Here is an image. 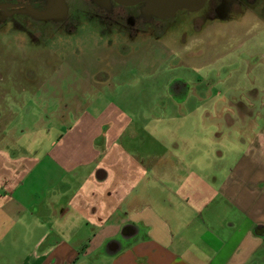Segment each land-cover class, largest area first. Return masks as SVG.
Wrapping results in <instances>:
<instances>
[{
    "label": "rangeland",
    "instance_id": "rangeland-1",
    "mask_svg": "<svg viewBox=\"0 0 264 264\" xmlns=\"http://www.w3.org/2000/svg\"><path fill=\"white\" fill-rule=\"evenodd\" d=\"M258 11L237 9L191 38L202 57L191 50L175 56L169 36L126 32L102 20L93 26L71 16L47 48L11 25L2 29L0 192L28 195L31 210H41L52 201L49 176L64 174L56 161L66 166L78 159L94 160L76 171L79 177L102 169L108 180L91 184L66 173L58 189L109 187L118 163L117 172L129 180L126 191L152 203L155 161L189 178L168 179L156 190L166 205L173 203L167 187H215L248 145L264 137V14ZM176 77L211 78L213 92L177 103L169 94Z\"/></svg>",
    "mask_w": 264,
    "mask_h": 264
},
{
    "label": "crops",
    "instance_id": "crops-1",
    "mask_svg": "<svg viewBox=\"0 0 264 264\" xmlns=\"http://www.w3.org/2000/svg\"><path fill=\"white\" fill-rule=\"evenodd\" d=\"M252 92L259 95L256 89ZM93 161L71 160L65 166L57 160L64 174L49 176L52 201L41 210H31L28 195L16 199L15 190L0 192V264H264L262 134L215 187H167L172 206L156 190L168 179L179 183L189 178L165 172L158 161L152 203L126 191L129 180L117 172L118 163L112 166L115 179L109 187L58 189L66 173L73 181L108 180L102 169L84 178L77 175ZM99 170L105 175L101 181L95 176ZM126 225L135 226L137 235L122 242L118 254L108 255L107 242L119 240Z\"/></svg>",
    "mask_w": 264,
    "mask_h": 264
},
{
    "label": "flooded vegetation",
    "instance_id": "flooded-vegetation-1",
    "mask_svg": "<svg viewBox=\"0 0 264 264\" xmlns=\"http://www.w3.org/2000/svg\"><path fill=\"white\" fill-rule=\"evenodd\" d=\"M253 8H259L258 12L264 14V0H207L199 10L179 11L172 18L159 19L144 13L143 4L124 6L110 2L102 7L92 0H62V4H51L49 0H0V31L8 29V25H11L13 29L28 37L30 43L47 48V43L52 39L49 36L60 34L59 31L64 30L61 26L70 23L73 16L79 20L90 19L89 23L93 26H96V20H102L126 32H152L157 39L169 36L173 41L169 45L176 48L173 52L175 56H182L185 51L191 50L192 57H202L203 51L193 52V46L189 44L191 38L201 36L214 22L227 20L228 16L236 14L237 9ZM166 23H170L168 27ZM84 24L88 23L81 25ZM77 28L78 26L74 27L75 30ZM206 51L204 50V53ZM188 55L186 52L187 57ZM225 71L227 68H220L218 75L224 74ZM97 81L98 78L93 76L91 83L95 85ZM217 83H220V79ZM169 88V92L176 97L186 95L188 98L194 95L205 98L213 92L211 90L214 89V83L211 78H198L190 82L176 77Z\"/></svg>",
    "mask_w": 264,
    "mask_h": 264
},
{
    "label": "water",
    "instance_id": "water-1",
    "mask_svg": "<svg viewBox=\"0 0 264 264\" xmlns=\"http://www.w3.org/2000/svg\"><path fill=\"white\" fill-rule=\"evenodd\" d=\"M51 4L58 3L62 4V0H49ZM99 6H105L110 2H114L119 5L132 6L136 4H143V11L147 15L159 18V19H169L172 18L179 11H196L202 8L207 0H92ZM174 83V82H173ZM170 89V88H169ZM170 96L176 102L184 101L187 96L183 95L181 97H176L169 92ZM96 179L101 181L104 179L103 171L99 170L96 173ZM138 233L135 226L126 225L121 229L120 239H113L107 242L106 252L108 255L114 256L118 254L122 249V242H128Z\"/></svg>",
    "mask_w": 264,
    "mask_h": 264
}]
</instances>
